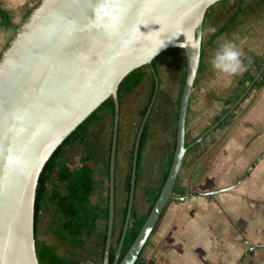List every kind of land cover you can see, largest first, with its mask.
Instances as JSON below:
<instances>
[{
	"label": "crops",
	"instance_id": "crops-1",
	"mask_svg": "<svg viewBox=\"0 0 264 264\" xmlns=\"http://www.w3.org/2000/svg\"><path fill=\"white\" fill-rule=\"evenodd\" d=\"M35 5V0H0V9L6 12L8 22H4L0 12V55L16 27ZM237 9L241 12L228 24ZM206 19L211 33L205 40L203 38L200 66L186 120V141L194 140L212 124L209 118L215 115L216 106L222 107L239 87L244 90L241 80L246 69H253L256 59H264V0H219L209 6L204 22ZM229 45L240 53L241 70L236 73L212 65L217 57L226 54ZM186 66V52L181 47L164 50L155 61L162 94L158 99L154 96L146 121L149 135L142 170L136 181L140 186L139 195L137 198L134 195L133 203L138 214L147 211L149 200L145 190L160 186L174 149L173 133L177 128L178 101ZM143 70L145 74L138 87L131 92L123 91L120 96L119 132L129 135L131 142L141 124V112L148 106L154 90L151 65L146 64ZM256 91L253 98L242 101L236 117L216 127L186 152L176 182L177 190L185 195H175L177 197L167 204L137 264H144L150 258H155L157 264H239L243 255L242 264H264V155L248 171L264 151V86ZM113 125V114L94 120L87 139L80 141L81 151L67 157L76 163L83 153H90L94 163L100 156V167L94 172L96 186L91 201L101 210L109 201V170L107 172L106 168ZM125 171L119 183L116 182L112 246L116 245L124 217L126 220L129 193L125 188ZM213 190L219 191L200 194ZM66 223L68 220L56 205L46 201L37 217L36 235L42 246L49 247L50 264L100 261L106 243L104 232L108 229L105 216L97 220L93 234L89 225L86 231L79 233L74 231V226H67L69 230H66ZM251 245L254 248L248 251Z\"/></svg>",
	"mask_w": 264,
	"mask_h": 264
},
{
	"label": "water",
	"instance_id": "water-1",
	"mask_svg": "<svg viewBox=\"0 0 264 264\" xmlns=\"http://www.w3.org/2000/svg\"><path fill=\"white\" fill-rule=\"evenodd\" d=\"M217 1L39 0L28 12L0 55V264H40L35 213L43 172L67 137L100 104L113 102L109 216L102 259V264H110L120 122L118 88L129 72L150 64L154 90L134 144L126 220L112 264L136 263L167 204L177 197L174 189L186 152L236 110L264 72L263 63L222 115L186 144L204 18ZM174 47L185 50L187 66L172 163L150 212L119 260L133 209L140 140L157 90L155 58ZM109 96L113 100L105 101ZM263 155L264 151L248 171ZM253 248L251 245L248 251Z\"/></svg>",
	"mask_w": 264,
	"mask_h": 264
},
{
	"label": "trees",
	"instance_id": "trees-1",
	"mask_svg": "<svg viewBox=\"0 0 264 264\" xmlns=\"http://www.w3.org/2000/svg\"><path fill=\"white\" fill-rule=\"evenodd\" d=\"M0 12L4 18V22L8 23L6 20V12L3 9H0ZM240 12H241L240 9H237L234 12L233 16L230 18V20L228 21V24L233 22L238 17ZM225 26H227V24L222 26L218 30V32L215 34L214 37H216L219 33H221L223 29L225 28ZM161 53L156 56L155 61L161 55ZM263 62H264V59L258 58L256 59L254 63L255 71L252 68L246 69L245 74L241 80V83L244 85V88L252 80L256 71L262 66ZM144 66L135 68L123 78L118 88L119 97L121 96L123 91L131 92L138 87V85L142 81V78L145 74L143 70ZM246 81H249V82L246 83ZM263 86H264V72L256 80L252 89H255V88L259 89ZM249 93L247 94V96L249 95ZM180 97H181V93H180ZM238 97L239 95L230 97L226 99L224 102L225 104L231 105ZM110 100H113L112 96H109L105 99V101H110ZM178 103H180V98H179ZM146 109L147 107H145L144 110L141 112L142 117L144 116ZM226 109H224V111ZM223 112L217 114L215 117V120L218 119L222 115ZM235 113H236V110L233 111L226 119H224L218 127L223 126L224 124L229 122V120H231L235 116ZM107 114L114 115L113 102L100 104L67 137V139L62 143V145L58 148V150L55 152L53 157L48 162L43 172V175H42V178L39 184V188H38V193H37L35 228L37 224L38 214L46 201L55 204L59 213L64 215L66 220H68V224L67 223L65 224L66 230L67 229L69 230L67 226H74L75 227L74 231H78L79 233H82L83 230L85 231L87 230V227L89 225L91 234H93L97 226V220L102 215H104L106 220H108V216H109L108 200H107L104 210H101L97 204H94L91 201V195L93 194L95 190V186H96V182L94 178L95 167L93 163L92 154L83 153L76 160V163L69 161L65 157V154H64L66 148L72 147L76 142L85 141L88 137L92 122L94 120L104 117ZM177 120H178V113H177ZM176 133H177V128L175 129L173 133L174 148H175V141H176ZM148 135H149V127H148V123L146 122L143 132H142L141 140H140L138 165H137V182H138L139 175H140L139 169L141 165L142 155L146 148ZM191 141L192 140H187L186 144H189ZM133 149H132L131 158L128 163L129 171L126 175V182H125V188L128 193L130 190ZM110 151H111V144L108 150L109 159H110ZM173 155H174V149L172 150L169 156V159L167 161L160 186L155 189L146 188L145 190L146 196L149 200V207L147 211L143 214H138L135 211L132 212V220L130 222V225H129V228L126 234V238H125V241H124V244H123L120 256H119V260L123 257V255L129 248L130 244L136 237L140 227L142 226L145 218L150 212L151 207L153 203L155 202L160 192V189L168 175V171L172 163ZM108 170H109V163H108ZM174 193L177 195H185L184 192L177 190L176 185H175ZM128 200H129V196L126 202L125 216H126L127 208H128ZM124 223H125V217H124L121 230L117 237L116 245L112 246L111 248L110 264H112L114 261L116 250L118 248V245H119V242L122 236ZM70 229L72 230L73 228L70 227ZM106 237H107V229L104 232V237H103L104 242H106ZM36 248H37L39 263L40 264H50L51 258H50V253H49V247L46 244L42 246V244L37 240V235H36ZM103 255L104 254H102L101 256V260L94 264H102ZM140 261L141 260L139 257L135 264L139 263ZM144 264H157V262L155 258H150L148 261H145Z\"/></svg>",
	"mask_w": 264,
	"mask_h": 264
},
{
	"label": "rangeland",
	"instance_id": "rangeland-1",
	"mask_svg": "<svg viewBox=\"0 0 264 264\" xmlns=\"http://www.w3.org/2000/svg\"><path fill=\"white\" fill-rule=\"evenodd\" d=\"M38 2H39V0H35L36 4ZM210 33H211V31H209V29H208V22H207V19H206V21L204 22V27H203V38H204V40L210 35ZM253 70L255 71L254 66H253ZM248 82L249 81H246V83H248ZM158 83L160 84L159 80H158ZM159 84H157V90H156L157 94L155 93L156 99H158L161 96V94H162L161 93L162 92V88H161V85H159ZM256 90H257L256 88L255 89H251L249 95L244 99V101L247 98H250V99L253 98L255 96V93L257 92ZM241 91H243V90H242L241 87H239L237 92L231 94L230 96L231 97L237 96V95H239V93ZM251 94H253V95H251ZM221 97H224V96L221 95ZM217 101H218V103H220L221 99H218ZM242 104L243 103L241 102L239 104V106L236 108V113H235L234 117H236L237 111L241 110L240 106H242ZM229 106H230L229 104H225V103L222 104V107H217L216 106V113L211 118H209V122L213 123V121L215 120L216 115L221 113V112H223L224 109L228 108ZM140 119H141V116H140ZM120 129H121V127H120ZM137 129L139 130V128L138 127L136 128L132 142H131V139H130L129 135L123 134L122 132H119V134H118V144H117V153H116V182L117 183H119V181L121 179L120 175L123 173V170L124 171L126 170L125 173H128V171H129V164L127 166V163L130 160V158H131V154H132V149L134 147L135 138H136L137 133H138ZM81 149H82V143H80V142L77 145H75V146H72L70 148H66L65 152H64L65 157L66 158L67 157H72L74 155V153L80 152ZM143 155H144V152H143ZM143 155H142V157H143ZM141 163H142V160H141ZM94 167H95V169H99V167H100V156L99 157L97 156L96 159L94 160ZM106 169H107L106 171L108 172V168H106ZM139 170L141 172L142 164L140 165V169ZM107 178H108V176H107ZM124 178H125V176H124ZM139 189H140V186H139V184H137L136 188H135V197L136 198L139 195ZM174 195H177V194L174 193ZM143 204H144V209L146 210V201ZM133 207H134L133 211H135L136 208H137L136 204H134ZM116 242H117V240H116Z\"/></svg>",
	"mask_w": 264,
	"mask_h": 264
},
{
	"label": "clouds",
	"instance_id": "clouds-1",
	"mask_svg": "<svg viewBox=\"0 0 264 264\" xmlns=\"http://www.w3.org/2000/svg\"><path fill=\"white\" fill-rule=\"evenodd\" d=\"M240 53L233 50V46L229 45L226 54L221 57H217L216 60L212 61L214 68L220 69L229 73H236L241 70Z\"/></svg>",
	"mask_w": 264,
	"mask_h": 264
}]
</instances>
